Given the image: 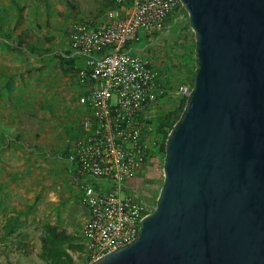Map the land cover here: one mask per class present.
<instances>
[{
    "label": "water",
    "instance_id": "water-1",
    "mask_svg": "<svg viewBox=\"0 0 264 264\" xmlns=\"http://www.w3.org/2000/svg\"><path fill=\"white\" fill-rule=\"evenodd\" d=\"M180 1L197 67L155 208L91 264H264V0Z\"/></svg>",
    "mask_w": 264,
    "mask_h": 264
},
{
    "label": "rangeland",
    "instance_id": "rangeland-1",
    "mask_svg": "<svg viewBox=\"0 0 264 264\" xmlns=\"http://www.w3.org/2000/svg\"><path fill=\"white\" fill-rule=\"evenodd\" d=\"M17 1L22 14L9 0H0L1 7L8 8L0 29L29 35L27 44L36 51L7 47L0 33V264H46L41 259L45 226H58L79 243L89 211L81 203L64 155L72 138L81 133L86 110L79 106V98L84 90L58 55L69 52L72 25L96 23L108 11L104 8L110 0ZM188 22L186 12L169 33L151 39L141 33V42L132 44L156 63L173 89L192 84L197 67ZM178 107L164 101L157 116ZM155 128L154 122V133ZM5 129L10 131L7 146ZM157 162L143 165L134 177L139 196L153 205L163 184V161ZM14 214L20 221L15 233L5 237L4 226ZM69 252L77 264H91L85 252Z\"/></svg>",
    "mask_w": 264,
    "mask_h": 264
},
{
    "label": "built area",
    "instance_id": "built-area-1",
    "mask_svg": "<svg viewBox=\"0 0 264 264\" xmlns=\"http://www.w3.org/2000/svg\"><path fill=\"white\" fill-rule=\"evenodd\" d=\"M184 11L180 0H115L103 20L69 30L70 47L85 59L77 79L84 90L79 106L88 114L66 157L89 210L81 244L91 263L137 241L155 208L139 196L135 173L162 159L152 124L165 98L181 105L193 83L169 89L156 63L132 44L141 33L149 39L169 33Z\"/></svg>",
    "mask_w": 264,
    "mask_h": 264
},
{
    "label": "trees",
    "instance_id": "trees-1",
    "mask_svg": "<svg viewBox=\"0 0 264 264\" xmlns=\"http://www.w3.org/2000/svg\"><path fill=\"white\" fill-rule=\"evenodd\" d=\"M9 1H10V4L17 9L18 14H22L23 11H22V8H20L19 6V1L17 0H9ZM114 7H115V0H110L109 3L106 4L105 9L107 10L114 9ZM7 9L8 8L1 7V4H0V21L2 22V24L3 22H5L4 12H6ZM188 25H189V22H188ZM1 27L3 28V26L0 25V28ZM0 33H1V39L4 41L7 47L12 45L15 47L14 49L16 51H21V52L33 53L34 51H36V48L33 46V44H30V45L27 44L28 43L27 39H29L28 38L29 35L21 34V35L15 36V34L12 31L9 32L7 31V29L6 30L0 29ZM193 46H194L193 54H195V51H194L195 41H194ZM58 58L61 61V64L66 67L65 68L66 71L71 76L74 77L78 75L77 74L78 69L74 68L73 60L69 61V59H67L66 56L62 54L58 55ZM159 72H160V77L162 78L164 85L168 87L169 89H172L174 87L173 82L169 80L165 82L162 72L161 71ZM193 73H195L194 70H193ZM165 101L169 102L167 98H165ZM187 101L188 100L181 103L180 107L176 108L175 110L171 109L167 112L159 114L153 120V122L156 123L155 134L157 135L158 139L161 141L159 152L161 154L162 160H164V156L166 153V141H167L168 135L173 129L176 122L181 117L182 113L184 112L186 105H187ZM160 111H162V108H160ZM2 134L5 135L4 137H6L4 138L5 139L4 146H7L8 143L6 142V139H7V136L10 135V131L5 129ZM13 141L17 142L16 140H12V143ZM68 153L69 152L67 151L65 154L68 155ZM14 215L15 216L11 215V217L8 218L6 221V224L4 226L5 237H9L13 235L16 231V227L20 221V218H19V214H14ZM41 239H42L41 259L46 264H77L69 251H71L72 253L75 252L79 254H82L85 251L84 245L81 244V242L76 243L74 241L73 235L68 234L65 230H62L58 226H55V225L47 224L45 226L44 234ZM89 261L91 262L90 259ZM8 264H11V263H8Z\"/></svg>",
    "mask_w": 264,
    "mask_h": 264
},
{
    "label": "crops",
    "instance_id": "crops-1",
    "mask_svg": "<svg viewBox=\"0 0 264 264\" xmlns=\"http://www.w3.org/2000/svg\"><path fill=\"white\" fill-rule=\"evenodd\" d=\"M105 9V8H104ZM104 9H103V11H104ZM106 10V9H105ZM111 9H108V11H110ZM107 11V12H108ZM107 12L102 16V17H100V19L98 20V21H96V22H99L100 20H103L104 18H105V15L107 14ZM69 54L67 55H65L66 56V58L67 59H69V61L70 60H73V66H74V68H77V69H80V68H83L84 67V65H85V59L82 57V56H80L79 54H77L71 47H70V44H69ZM143 53V52H142ZM81 86V85H80ZM82 87V86H81ZM87 114H88V111H86L85 112V115H84V117H83V120L86 118V116H87ZM80 136V135H79ZM78 137H73L72 139H73V141L74 140H76ZM68 148V147H67ZM66 148V149H67ZM65 149V151H64V155L65 156H67L65 153L67 152V150ZM87 210V209H86ZM89 218H90V215H89V211H87V221L89 220Z\"/></svg>",
    "mask_w": 264,
    "mask_h": 264
},
{
    "label": "flooded vegetation",
    "instance_id": "flooded-vegetation-1",
    "mask_svg": "<svg viewBox=\"0 0 264 264\" xmlns=\"http://www.w3.org/2000/svg\"><path fill=\"white\" fill-rule=\"evenodd\" d=\"M140 192V191H139Z\"/></svg>",
    "mask_w": 264,
    "mask_h": 264
}]
</instances>
